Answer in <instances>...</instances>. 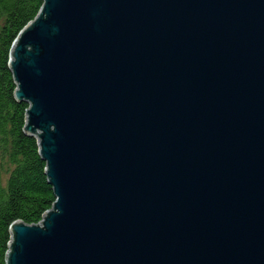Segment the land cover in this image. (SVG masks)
Masks as SVG:
<instances>
[{
  "label": "water",
  "instance_id": "95a60500",
  "mask_svg": "<svg viewBox=\"0 0 264 264\" xmlns=\"http://www.w3.org/2000/svg\"><path fill=\"white\" fill-rule=\"evenodd\" d=\"M9 65L56 202L8 264H264V0H44Z\"/></svg>",
  "mask_w": 264,
  "mask_h": 264
},
{
  "label": "trees",
  "instance_id": "16d2710c",
  "mask_svg": "<svg viewBox=\"0 0 264 264\" xmlns=\"http://www.w3.org/2000/svg\"><path fill=\"white\" fill-rule=\"evenodd\" d=\"M43 4L44 0H0V264H8L12 224H39L56 202L38 138L25 131L30 104L17 100L9 65L15 40Z\"/></svg>",
  "mask_w": 264,
  "mask_h": 264
}]
</instances>
